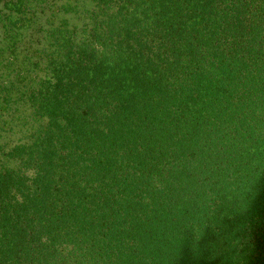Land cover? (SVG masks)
<instances>
[{
  "label": "trees",
  "instance_id": "obj_1",
  "mask_svg": "<svg viewBox=\"0 0 264 264\" xmlns=\"http://www.w3.org/2000/svg\"><path fill=\"white\" fill-rule=\"evenodd\" d=\"M77 1L3 3L0 264H264V0Z\"/></svg>",
  "mask_w": 264,
  "mask_h": 264
},
{
  "label": "rangeland",
  "instance_id": "obj_2",
  "mask_svg": "<svg viewBox=\"0 0 264 264\" xmlns=\"http://www.w3.org/2000/svg\"><path fill=\"white\" fill-rule=\"evenodd\" d=\"M5 1L9 0H0V85L5 79H7V81L9 79L16 80V72L18 69H21L22 72L27 70V68L32 69V65H28L31 61H29L27 57H34V54L30 53V49H32L31 46L35 44V40L33 39L35 37H29V34L27 35V32L23 29L17 31L16 25L11 26V31L8 32V35H5L7 27H4L5 25H3V21L8 14V12H6L7 10L4 11L2 9L3 3ZM54 1L60 2L62 0ZM52 2L53 0H22L23 6H27L35 14V17H33L32 20L29 21V19H26L22 23L28 24L30 26L32 25L35 29H45L49 28V25L59 22L63 17L61 13L54 12L53 17L50 16L48 9L45 13H41V10L43 9L42 7H44L45 4L49 5V3ZM77 5L79 7L78 10H81L83 13H81L80 16L70 14L69 18L71 22H77L81 16H84V9L90 7V2L89 0H82V2L77 1ZM20 24L21 23H19V25ZM42 33H44V30H42L39 34ZM6 36H8V38ZM40 44L42 46L46 43L45 41H40ZM40 57L41 59L39 66H43L45 63L44 55L40 54L39 58ZM36 73L38 74V70H36ZM8 90L10 94L14 95V88L10 87ZM31 112L32 110L30 106H28L26 103H22V105L17 107V109L16 107H13L10 112L13 113L14 116L12 119L13 126L11 128L5 127L3 119L0 118V144H14L28 132V127L31 123L29 121L31 120L30 118H27V116L30 115Z\"/></svg>",
  "mask_w": 264,
  "mask_h": 264
}]
</instances>
